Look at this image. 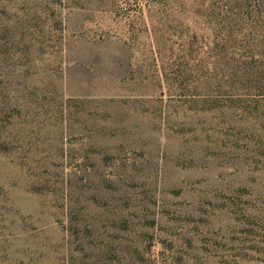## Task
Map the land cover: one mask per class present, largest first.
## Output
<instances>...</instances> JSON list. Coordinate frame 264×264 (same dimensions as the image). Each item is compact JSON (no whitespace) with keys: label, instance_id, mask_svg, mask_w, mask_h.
Returning <instances> with one entry per match:
<instances>
[{"label":"rangeland","instance_id":"374dc122","mask_svg":"<svg viewBox=\"0 0 264 264\" xmlns=\"http://www.w3.org/2000/svg\"><path fill=\"white\" fill-rule=\"evenodd\" d=\"M0 264H264V0H0Z\"/></svg>","mask_w":264,"mask_h":264},{"label":"trees","instance_id":"16d2710c","mask_svg":"<svg viewBox=\"0 0 264 264\" xmlns=\"http://www.w3.org/2000/svg\"><path fill=\"white\" fill-rule=\"evenodd\" d=\"M251 70L254 71V67Z\"/></svg>","mask_w":264,"mask_h":264}]
</instances>
